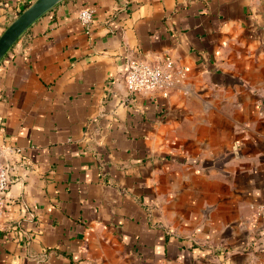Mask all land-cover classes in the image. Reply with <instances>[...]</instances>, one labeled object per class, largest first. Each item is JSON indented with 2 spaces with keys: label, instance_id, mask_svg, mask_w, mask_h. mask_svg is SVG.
Listing matches in <instances>:
<instances>
[{
  "label": "crops",
  "instance_id": "1",
  "mask_svg": "<svg viewBox=\"0 0 264 264\" xmlns=\"http://www.w3.org/2000/svg\"><path fill=\"white\" fill-rule=\"evenodd\" d=\"M138 58L186 76L130 93ZM3 144L0 264H264V0H65L0 64Z\"/></svg>",
  "mask_w": 264,
  "mask_h": 264
},
{
  "label": "built area",
  "instance_id": "2",
  "mask_svg": "<svg viewBox=\"0 0 264 264\" xmlns=\"http://www.w3.org/2000/svg\"><path fill=\"white\" fill-rule=\"evenodd\" d=\"M32 1L34 0L28 1L26 6L31 4ZM94 15L95 10L91 7H86L79 11L78 18L81 24L89 30L94 20ZM185 76V68L177 66L171 60L152 63L138 58L128 63L123 78L130 93L160 92L168 94L176 87L178 81ZM19 152H22V150L16 146L0 145V230L4 226V206L6 193L10 185L9 158L12 154Z\"/></svg>",
  "mask_w": 264,
  "mask_h": 264
},
{
  "label": "water",
  "instance_id": "3",
  "mask_svg": "<svg viewBox=\"0 0 264 264\" xmlns=\"http://www.w3.org/2000/svg\"><path fill=\"white\" fill-rule=\"evenodd\" d=\"M65 0H34L14 18L0 35V64L22 38V36L41 17Z\"/></svg>",
  "mask_w": 264,
  "mask_h": 264
},
{
  "label": "trees",
  "instance_id": "4",
  "mask_svg": "<svg viewBox=\"0 0 264 264\" xmlns=\"http://www.w3.org/2000/svg\"><path fill=\"white\" fill-rule=\"evenodd\" d=\"M27 7V6H26Z\"/></svg>",
  "mask_w": 264,
  "mask_h": 264
}]
</instances>
